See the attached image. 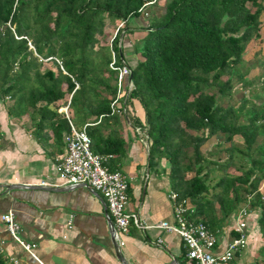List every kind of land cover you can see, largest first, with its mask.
Wrapping results in <instances>:
<instances>
[{"label": "trees", "instance_id": "1", "mask_svg": "<svg viewBox=\"0 0 264 264\" xmlns=\"http://www.w3.org/2000/svg\"><path fill=\"white\" fill-rule=\"evenodd\" d=\"M146 1L0 0V107L8 95L7 112H26L39 127L60 116L56 108L70 95L69 116L78 127L87 122L92 151L118 154L121 139L98 141L96 130L129 118L127 102L136 99L143 122L134 116L133 124L146 136L148 165L168 160L177 199L193 208L189 216L218 234L241 208L254 210L250 238L264 236V188H258L264 179V97L256 93L264 85V58L258 76L250 73L255 65L239 66L258 62L260 48L248 57L245 52L250 39L261 40L264 0H162L161 11L159 0ZM138 14L146 18L134 45L140 57L129 66L132 85L119 100L124 110L110 112L117 91L111 52L116 65L125 62L118 37ZM120 20L110 37L104 28ZM39 56L57 57L65 72L54 58L46 65ZM256 76L260 82L250 86ZM232 78L244 86L235 101ZM210 137L214 141L203 149ZM256 249L240 264H264V242ZM0 264H6L1 254Z\"/></svg>", "mask_w": 264, "mask_h": 264}, {"label": "crops", "instance_id": "2", "mask_svg": "<svg viewBox=\"0 0 264 264\" xmlns=\"http://www.w3.org/2000/svg\"><path fill=\"white\" fill-rule=\"evenodd\" d=\"M134 20L132 25L127 21L118 37L119 52L129 66L140 57L134 45L144 35L146 23L141 14L134 16ZM128 81L125 77L123 84L127 85ZM5 100L0 107V213L9 209L14 212L21 226V235L33 244L32 251L41 263L123 264L116 256L113 238L128 264L190 263L179 235L153 226L160 220L173 222L172 201L168 194L174 190L165 157L156 158V163L148 165L146 136L138 123L133 124L136 122L134 116L143 122V110L136 99L127 102V111L132 114L129 118L124 117L117 124L108 120L96 130L98 141L109 140L111 135L121 139L120 153L112 154L106 164L126 175L125 209L135 212L142 225H147L138 228L130 224L125 232L116 235L111 233L102 195L85 184L68 185L56 172V159L65 152L67 129L60 120L62 116L67 120L62 109L67 100L56 102L59 117L55 115L39 127L26 112L21 115L8 113L6 107L11 100L8 95ZM49 107L54 108L55 104L51 103ZM233 138L241 141L239 135ZM213 141L214 137H210L204 144L210 147ZM229 169L234 171L233 167ZM258 188H264V179ZM255 214L254 210L247 212L246 227L251 226L246 229V246L224 264H240L249 259L248 254L252 256L256 251L259 245L249 233L256 223ZM69 215H72V222L68 227ZM235 215L221 230L213 250H221L230 238ZM0 236L5 239L3 255L17 257L19 264H41L10 237L1 220ZM249 247L253 248L250 250Z\"/></svg>", "mask_w": 264, "mask_h": 264}, {"label": "built area", "instance_id": "3", "mask_svg": "<svg viewBox=\"0 0 264 264\" xmlns=\"http://www.w3.org/2000/svg\"><path fill=\"white\" fill-rule=\"evenodd\" d=\"M154 1L156 0H148L144 4ZM140 10L142 11V9ZM146 12L142 11L143 14H146ZM123 21L120 20L117 23L115 32L123 24ZM114 35L115 33L112 34V37ZM50 58H54L59 63L62 71L65 72L57 57L48 56L43 58L39 56L40 60ZM108 65L117 70V91L110 102V112H119L120 110H124L125 107V105L121 106L120 97L123 93L126 96L132 85L131 80H129L126 89L122 86L123 80L130 74V67L125 62L116 65L113 52H111V60ZM76 85L77 83L75 82L74 88ZM69 97L62 107L68 121V129L64 134L65 152L55 162L58 176L68 185L83 183L102 195L105 201L107 217L110 218L113 224V235L125 232L130 224L138 228L147 226L142 225L135 212L125 209L127 179L121 170L110 169L107 166L106 162L112 156V153L92 151L90 147L91 140L85 130L87 122L79 127L72 122L68 112ZM168 196L172 201L173 222L160 220L153 226L178 234L181 238L186 257L194 264L227 263L237 251L245 246L247 240L246 216L248 211L244 208H241L234 217L230 238L225 241L221 250L215 251L213 248L216 245L217 230L211 231L201 220L191 218L189 214L193 211V208L188 207V203L184 199H177L175 191H170ZM0 220L3 223L4 230L10 237L24 251L37 259L32 251L33 244L25 240L21 235V226L16 220L14 212L9 209L0 213ZM71 222L72 215H69L66 221L68 227L71 225ZM157 241H161V239L157 238ZM4 243L5 239L0 236V254L6 261V264H19L17 257L3 255ZM39 262L41 263V261Z\"/></svg>", "mask_w": 264, "mask_h": 264}, {"label": "rangeland", "instance_id": "4", "mask_svg": "<svg viewBox=\"0 0 264 264\" xmlns=\"http://www.w3.org/2000/svg\"><path fill=\"white\" fill-rule=\"evenodd\" d=\"M161 2V3H160ZM158 4H161V6H160V8H157L158 9V11H161L162 10V0H159V2H158ZM157 5V4H156ZM260 19L261 20H263L264 21V11L260 14ZM134 17L132 16V17H129V19H128V24L129 25H132L133 23H134ZM105 31L107 32V33H110L111 35H110V37H112V34H114L115 33V27L113 26V25H107L105 28ZM261 40H259L258 38H254V39H250L247 43H246V52H245V56L246 57H248V56H251L252 55V52L254 51V50H256L257 48H260V54H258L257 56H256V58L258 59V62L256 61V62H252V61H249V62H243V61H241L240 62V64H239V66L241 67V66H246V65H252V66H254L253 67V71L251 72L250 71V73L251 74H253V73H257V72H261V70H262V67L259 65L260 63H259V60L261 61V59L262 58H264V27H262V31H261ZM30 46V45H29ZM42 61H44L45 62V64L47 65L48 63H50V59H46V60H42ZM259 73H257V76H258V74ZM254 77L255 79H253V81L251 80L250 81V86L251 85H258V83L260 82L259 80H257V78L258 77ZM235 77V76H234ZM232 81H233V89L231 88L230 89V92L232 93V101H235L238 97H239V95H240V92H241V90L242 89H244V86H241L240 85V83L239 82H237V81H235V78H232ZM249 86V87H250ZM243 87V88H242ZM256 93H259V94H261V96H263L264 97V85H263V87L260 89L259 88V86H257V89H256ZM222 103H226V100L225 99H222ZM213 140V139H212ZM202 148L203 149H205L206 148V145L205 144H203L202 145ZM232 167V166H231ZM231 167H229V168H231ZM233 169H234V172H236L237 171V168H235L234 166H233ZM263 189V188H262ZM219 236H220V233H218L217 234V238H219ZM253 239V238H252ZM255 241H257V245H260L261 243H263L264 242V236H262V235H258V237L257 238H255ZM260 243V244H259ZM246 244H247V240H246ZM246 244H245V246H246ZM253 247H249V249L251 250ZM255 250V249H254ZM257 254V249H256V251L255 252H253V254H252V256L250 255L249 256V254H248V257H249V259H251L252 257H254L255 255ZM248 259V260H249ZM235 260H237L236 258H235ZM6 262V261H5Z\"/></svg>", "mask_w": 264, "mask_h": 264}, {"label": "water", "instance_id": "5", "mask_svg": "<svg viewBox=\"0 0 264 264\" xmlns=\"http://www.w3.org/2000/svg\"><path fill=\"white\" fill-rule=\"evenodd\" d=\"M127 78H128L129 80H131V74H128ZM79 184H82V185H83V183H79ZM79 184H76V185H79ZM20 185H26V186H28V187H36V186H37V185H34V184H20ZM38 186H39V185H38ZM39 187H41V186H39ZM49 188H52V187H49ZM107 220H108V222H109L110 230H111V233H112V235H113V224H112L110 218H107ZM112 243H113V246H114V248H115V253H116V256L118 257V259H119L123 264H128V263L123 259V257L121 256V254L119 253V251H118V245H117V242L114 240V238H113V240H112ZM163 264H169V263H163Z\"/></svg>", "mask_w": 264, "mask_h": 264}]
</instances>
